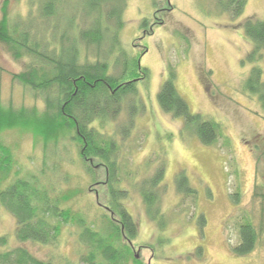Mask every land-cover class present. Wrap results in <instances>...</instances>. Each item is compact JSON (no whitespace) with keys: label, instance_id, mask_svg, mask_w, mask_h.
I'll use <instances>...</instances> for the list:
<instances>
[{"label":"rangeland","instance_id":"obj_1","mask_svg":"<svg viewBox=\"0 0 264 264\" xmlns=\"http://www.w3.org/2000/svg\"><path fill=\"white\" fill-rule=\"evenodd\" d=\"M4 1L0 0V18ZM7 1L10 25L31 22L32 30L43 36L45 42L59 39L68 14H74L75 28L88 24L81 9L74 8L77 0H71L70 11L60 10L49 19L40 15L38 0ZM251 16L264 20V0H247L237 17L219 11L215 0L126 2L125 23L119 33L121 45L132 54L142 49L141 44L146 46L140 63L148 68L149 75L138 82L136 101L131 100L141 103L143 108L129 123L130 103L126 101L115 120L98 127L113 135L118 144L119 174L123 177L120 186L128 189L122 203L137 223L138 235L132 243L145 262L150 259L152 264H264V228L251 252L236 255L232 250L239 242L238 225L243 211L252 214L255 224L264 213V108L256 96L242 90L253 66L261 68L264 80V60L254 62L247 58L252 42L244 34L242 23ZM144 19L148 20L147 25L142 24ZM88 54L94 57L93 52ZM108 60L113 62L112 57ZM29 61L27 56L15 59L0 43L3 104L43 108L42 95L13 78ZM168 66L174 69L175 86L190 110L222 126L223 134L215 144H204L194 134L182 135L183 119L160 108L157 92L168 77ZM125 125L129 130L123 133L121 128ZM0 139L10 146L14 170L21 176H36L52 194L81 190L65 206L82 210L88 221H100L104 211L97 201H104V197L101 186L94 182L104 179L102 168L96 170L93 180L78 147L68 138L45 143L28 131L4 129ZM158 159L165 162L161 210L166 227L160 236L169 241L164 244H158L157 226L148 217L136 187L140 178L156 168ZM146 161L150 164L144 168ZM136 169H140L137 176ZM181 170L197 190L195 208L190 197L181 198L176 192L174 179ZM94 189L100 192L97 198ZM234 191L240 192L238 203L230 197ZM199 212L206 219L202 227ZM15 228V218L0 206V236L7 238L0 250L22 245L35 257L52 260L54 264H82L80 254L86 248L77 241L76 226L64 225L56 245L20 242ZM149 244H153L154 253L144 247ZM198 247L201 253L197 252Z\"/></svg>","mask_w":264,"mask_h":264},{"label":"trees","instance_id":"obj_2","mask_svg":"<svg viewBox=\"0 0 264 264\" xmlns=\"http://www.w3.org/2000/svg\"><path fill=\"white\" fill-rule=\"evenodd\" d=\"M126 2L75 1L77 4L74 8L81 9L88 24L75 28L74 14H68L62 34L52 42H45L43 36L32 30L31 22L24 26L10 25L7 0L1 8L0 43L15 59L23 56L30 58L25 69L13 74V78L35 94H41L44 106H14L0 101V132L20 129L41 138L45 143L68 138L78 147L79 156L93 180L96 179V170L102 168L104 179H97L94 184L101 186L104 201L98 199L97 203L104 213L99 222L88 221L82 210L65 206V202L81 190L52 194L36 176H21L18 170H14L15 160L10 146L1 139L0 206L15 218V237L20 242L56 245L64 225L76 226L79 230L77 241L86 248L80 254L82 264H152L150 259L145 262L141 258L132 243L138 235V226L122 203L128 189L120 186L123 177L119 174L118 144L113 135L105 134L98 127L115 120L126 101L130 103L129 123L143 108L141 103L131 100L136 101L138 82L146 80L149 75L148 68L140 63L146 46L141 44L142 49L132 54L121 45L119 33L125 23L123 12ZM246 2L215 0V5L219 11L237 17L242 14ZM71 6V0H38L39 13L45 19L56 16L60 10L70 11ZM147 23V19L142 21L143 25ZM242 26L244 34L252 42L247 58L254 62L264 60V20L247 17ZM142 38L139 37V40ZM89 51L94 53V57L89 56ZM111 57L113 62L108 60ZM167 71L168 77L157 92L160 108L175 118L183 119L182 135L194 134L204 144H215L223 134L222 126L200 113L192 112L175 86L174 69L168 66ZM242 90L256 96L264 108V80L259 66L251 68ZM121 129L125 133L129 126ZM149 164L146 161L144 168ZM140 169L135 170V176ZM164 175L165 162L161 160L151 174L136 182L146 213L157 226L158 244L169 241V238L160 236L166 227L161 210ZM174 180L177 194L181 198L190 197L195 208L197 190L190 184L187 174L181 170ZM94 191L97 198L100 192L97 189ZM230 197L233 203H238L240 192L234 191ZM262 215L263 212L259 216V223L255 224L251 213L243 211L241 214L239 242L232 247L236 255L251 252L259 242L264 228ZM205 221V215L199 212L201 227ZM6 242V236H0V245H6ZM144 247L154 253L153 244ZM197 252L201 253V247L197 248ZM0 264L54 263L35 257L26 247L18 245L0 250Z\"/></svg>","mask_w":264,"mask_h":264}]
</instances>
